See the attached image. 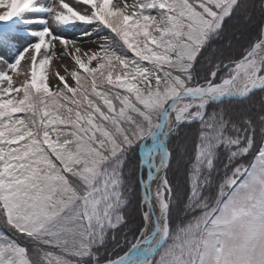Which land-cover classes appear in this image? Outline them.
Instances as JSON below:
<instances>
[{
	"label": "snow or ice",
	"instance_id": "obj_1",
	"mask_svg": "<svg viewBox=\"0 0 264 264\" xmlns=\"http://www.w3.org/2000/svg\"><path fill=\"white\" fill-rule=\"evenodd\" d=\"M257 9L0 0V264H264V23L227 35Z\"/></svg>",
	"mask_w": 264,
	"mask_h": 264
},
{
	"label": "trees",
	"instance_id": "obj_2",
	"mask_svg": "<svg viewBox=\"0 0 264 264\" xmlns=\"http://www.w3.org/2000/svg\"><path fill=\"white\" fill-rule=\"evenodd\" d=\"M259 3V0H256ZM264 21V16H262L257 9L252 16L251 20H246L244 17L238 18V20H233L229 22L228 33L229 37L233 38V44L236 51H239L240 48L251 41L258 35L260 25ZM106 32H102V35H106ZM170 176L173 180V183H181L183 177V171H177L174 174L170 173ZM134 223H139V218L137 217Z\"/></svg>",
	"mask_w": 264,
	"mask_h": 264
},
{
	"label": "rangeland",
	"instance_id": "obj_3",
	"mask_svg": "<svg viewBox=\"0 0 264 264\" xmlns=\"http://www.w3.org/2000/svg\"><path fill=\"white\" fill-rule=\"evenodd\" d=\"M129 2H131V0H129ZM34 27L36 28H39L40 26L39 25H34ZM82 31H91V27H85V26H81V27H78L76 29H68L67 31L65 32H60L59 34H62V35H65L69 38H72V39H76L78 37H80L81 35V32ZM99 35H102V32L99 33ZM98 36L96 33H92V35L89 37V40H98ZM31 42V41H29ZM22 44H23V41H22ZM83 47L85 48H88V47H96V45H93L91 43H85L83 44ZM58 51H59V48H58ZM0 55H3L2 52H0ZM5 59H10V57L8 56H5L4 57ZM23 64L24 62L22 61V68H23ZM67 66L68 69L70 70L74 65H73V62L71 61L70 58L68 57H64V58H61V59H56L54 58L53 61L51 62V64L49 65V68H48V71H49V83L53 86L56 85L57 83V80L54 76V73L56 71H59L60 75H65V70H64V66ZM3 68V65L0 64V69ZM69 81V83H72L71 81V78L70 77H66ZM24 77L23 76H19V77H16L14 76V81L16 83H21L23 81Z\"/></svg>",
	"mask_w": 264,
	"mask_h": 264
}]
</instances>
